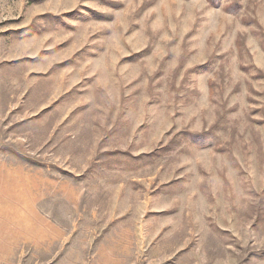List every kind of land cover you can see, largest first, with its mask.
I'll return each mask as SVG.
<instances>
[{
    "label": "rangeland",
    "instance_id": "1",
    "mask_svg": "<svg viewBox=\"0 0 264 264\" xmlns=\"http://www.w3.org/2000/svg\"><path fill=\"white\" fill-rule=\"evenodd\" d=\"M0 264H264V0H0Z\"/></svg>",
    "mask_w": 264,
    "mask_h": 264
}]
</instances>
